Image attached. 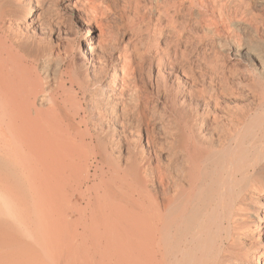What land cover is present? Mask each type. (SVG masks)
<instances>
[{
  "label": "bare ground",
  "instance_id": "bare-ground-1",
  "mask_svg": "<svg viewBox=\"0 0 264 264\" xmlns=\"http://www.w3.org/2000/svg\"><path fill=\"white\" fill-rule=\"evenodd\" d=\"M0 264H264V0H0Z\"/></svg>",
  "mask_w": 264,
  "mask_h": 264
},
{
  "label": "rangeland",
  "instance_id": "rangeland-1",
  "mask_svg": "<svg viewBox=\"0 0 264 264\" xmlns=\"http://www.w3.org/2000/svg\"><path fill=\"white\" fill-rule=\"evenodd\" d=\"M119 24H121V26H122V28H121V26L119 25ZM117 26L115 25V27L114 28H118L119 30H117V29H114V31H115V33H116V36L118 37V40H119V37H120V39L122 40H124V41H127V40H132V41H134L135 39H136V30L130 25V28H129V25L128 24H122V23H119ZM126 27H125V26ZM124 26V27H123ZM126 28V29H125ZM80 32L79 33H81V35H82V30L80 29L79 30ZM119 31V32H118ZM123 32V33H122ZM117 33H118V35H117ZM132 33V34H131ZM130 35H132V38H131V36ZM127 38H129V39H127ZM259 260V256L257 257V261Z\"/></svg>",
  "mask_w": 264,
  "mask_h": 264
}]
</instances>
